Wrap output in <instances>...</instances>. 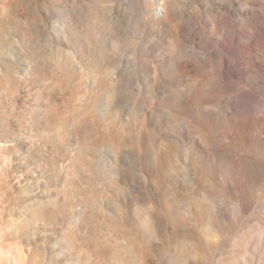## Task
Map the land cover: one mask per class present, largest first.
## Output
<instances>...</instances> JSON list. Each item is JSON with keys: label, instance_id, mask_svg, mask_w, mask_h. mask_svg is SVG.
I'll return each mask as SVG.
<instances>
[{"label": "rangeland", "instance_id": "374dc122", "mask_svg": "<svg viewBox=\"0 0 264 264\" xmlns=\"http://www.w3.org/2000/svg\"><path fill=\"white\" fill-rule=\"evenodd\" d=\"M8 3L11 8L0 0V126L7 113L8 125L22 131L0 138V264H47L42 219L62 221L77 240L99 238L122 249L129 264L157 245L164 254L158 264H203L196 257L204 242L220 247L218 264H246L253 246H264V107L225 118L223 90L200 85L203 73L215 82L224 49L236 62L231 53L247 21L238 5L255 4L264 16V0H44L48 13L40 0ZM53 8L68 9L91 53L89 66L67 33L63 42L51 34ZM145 8L152 9L149 19L163 13L171 35L162 50L191 78L193 114L165 104L169 123L154 113L163 127L159 138L140 102L141 72L161 80L159 63L146 55L151 69L140 62ZM185 21L198 39L180 48ZM15 45L25 53L33 49L45 67L38 84L31 71L20 79L25 72L18 62L5 58L4 50ZM209 51L220 55L209 58ZM240 51L256 77L264 47L245 44ZM165 88L175 95L171 85ZM146 104L155 109L157 100ZM37 112L40 127L33 125Z\"/></svg>", "mask_w": 264, "mask_h": 264}, {"label": "clouds", "instance_id": "9594fccd", "mask_svg": "<svg viewBox=\"0 0 264 264\" xmlns=\"http://www.w3.org/2000/svg\"><path fill=\"white\" fill-rule=\"evenodd\" d=\"M3 2L8 4L9 8L12 7L8 3V0H3ZM40 3L41 11L48 13V8L44 7V0H40ZM161 3H163V0H161ZM238 8L240 13L246 14L247 21L245 28H239L236 35V46L231 53L236 57V62L233 64L227 58L228 49H224V67L215 73V82L208 79L207 73H203L200 85L201 89L205 91L223 90L224 95L221 98V107L224 110L225 118H231L233 113H237L241 117H247L254 113L258 107H264V64L257 66L258 71L256 77L250 76V70L244 67V56L240 51L245 44H250L252 47H264V22H260L264 20V16H261L255 4H250L248 9H243L239 5ZM144 12L148 13V15L144 17V20L147 21L146 31L143 34L142 42L139 44L140 62L145 68L150 67L151 69L150 63L143 59L146 55L159 63L161 66V80L159 83H154L151 75H146L145 71L141 72L139 78L143 84L144 97L140 102L143 108L149 113L152 135L159 138L161 135H164V132L163 127L157 125L154 113H160L164 118V123H169L168 113L164 107L165 104L181 114H193L188 99V82L191 78L187 75L186 66L179 59L174 61L172 56L167 55L162 50L168 46L167 37L171 35L163 13H161L158 19H149L152 17V9L145 8ZM67 17V8H64L63 11H59L56 8L52 9L49 15L51 34L58 42H63L64 34L67 33L80 59L85 63V66H89L91 53L88 47L83 45L82 41L77 37V26L72 24ZM257 17L260 20H257ZM183 29V42L177 41L180 48L192 44L198 39L195 35L189 36L186 21L183 24ZM22 39H24L25 47H27L29 43L27 38L22 37ZM214 47V45H209L210 49ZM4 54L5 58L15 59L18 62V68L25 72V76L20 77V79H24L28 71H31L34 74V84L40 82L46 69L39 63L33 49L29 48L28 52L25 53L18 45L9 46L4 50ZM219 55L220 53L217 51L208 52L209 58L214 56L219 57ZM29 57L31 58V62H29ZM119 71L123 74L124 69L120 68ZM234 81H239V85L234 83ZM165 85H171L172 88H175V95L169 89L165 88ZM165 92L169 93L166 97H164ZM229 93L232 95H229ZM117 95L118 97H122V93H118ZM162 97H164L163 101ZM153 98L157 100L155 109L148 108L146 104V101H151ZM41 124L42 121L39 117V112H37L33 120V125L40 127ZM21 131V126L8 125L7 113H5L3 125L0 126V138L18 137ZM144 167L149 171L151 170V159L148 160L146 156ZM40 224L42 238L47 243V249L42 253V256H47V264H129V260L126 258V254L123 253L122 249L105 247L99 238L77 240L65 229L62 221L42 219ZM202 249L201 254L196 259L203 261V264H218L214 260L215 253L220 251L218 245L204 242ZM228 254L233 255L235 251L229 249ZM163 255L157 245L155 253L151 251L143 253L144 259L138 261V264H158L157 256L163 257ZM42 264H44L43 260ZM164 264H169V259H164ZM219 264H230V262L222 261ZM246 264H264V246H253L252 251L248 253Z\"/></svg>", "mask_w": 264, "mask_h": 264}, {"label": "bare ground", "instance_id": "6f19581e", "mask_svg": "<svg viewBox=\"0 0 264 264\" xmlns=\"http://www.w3.org/2000/svg\"><path fill=\"white\" fill-rule=\"evenodd\" d=\"M161 8H162V6H161ZM161 8H160V9H161Z\"/></svg>", "mask_w": 264, "mask_h": 264}]
</instances>
